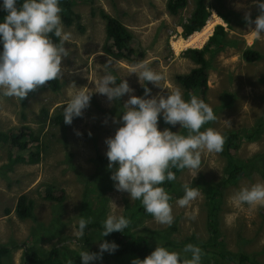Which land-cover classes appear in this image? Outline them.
Returning <instances> with one entry per match:
<instances>
[{
  "label": "rangeland",
  "instance_id": "rangeland-1",
  "mask_svg": "<svg viewBox=\"0 0 264 264\" xmlns=\"http://www.w3.org/2000/svg\"><path fill=\"white\" fill-rule=\"evenodd\" d=\"M205 2L209 11L207 18L212 13L219 18L217 24L224 27L226 35L218 50L205 54L208 62L206 90L203 94L191 91L195 96L202 94L216 116L201 130L211 127L224 136V141L229 132L239 135L234 153L244 166L243 173L233 183L221 186L228 170L225 157L221 151L201 150L199 168L179 169L169 201L173 215L171 225L160 224L142 213L134 214V200L129 199L127 192L117 191L111 179L109 188L104 186L105 175L110 174L106 168L104 139L119 126L113 123V117L118 118L119 105L128 94L110 106L105 96L93 92L94 84L110 61L109 70L118 79L128 82L132 94L143 96L144 89L136 74H128L133 65L130 60L104 51L105 22L100 9L117 18L138 42L144 51L139 62L162 75L160 86L146 82L150 89L148 96L180 90L185 98L184 88L175 75L195 66L194 61L182 53L185 48L195 46L183 43L178 47L177 43L184 42L203 27L187 38L181 37L180 24L189 16L195 0H187L176 14L168 13L166 0H72V9L79 18L70 25L62 22V30L69 34L64 44L68 55L61 59V74L55 79L57 87L44 84L21 100L0 96V130L24 124L40 140L36 162L12 161L10 148L6 143L0 145V246L9 249L2 256V264H23L24 250L33 248L43 254L51 247L59 248L61 264H82L78 252L87 249L98 252L102 237L95 229L86 232L90 236L86 244L83 236L76 237L74 232L79 219L91 218L102 224L108 215L126 217L129 232L143 234L170 251L180 252L187 243L199 247L208 244L207 248L200 247L201 264H245L239 263L237 257L224 260L218 253L234 256L243 253L264 264V205H237L232 199L240 188L264 182V35L257 39L250 28L254 25L244 19L245 13L253 19L258 14L253 0ZM219 13L226 17V22ZM247 46L259 53L257 59L249 62L242 57ZM77 89L93 92L89 106L82 116L74 117L71 124H65L63 119L57 122L55 118L63 114L64 104ZM258 126V132L253 133V128ZM158 128L186 135V130L179 128L178 123L169 125L159 117ZM184 184L194 187L199 195L188 206L180 207L176 200L183 195ZM209 184L221 186V197L213 214L214 235L217 236L213 246L208 234V205L204 193ZM44 189L61 190L58 193L61 192L62 200L45 199ZM20 194L33 202L28 217H18L14 211ZM132 258L139 257L132 254L115 259L105 251L89 264H131Z\"/></svg>",
  "mask_w": 264,
  "mask_h": 264
},
{
  "label": "clouds",
  "instance_id": "clouds-1",
  "mask_svg": "<svg viewBox=\"0 0 264 264\" xmlns=\"http://www.w3.org/2000/svg\"><path fill=\"white\" fill-rule=\"evenodd\" d=\"M253 3L258 14L253 19L245 13L244 19L254 25L250 28L259 39L264 35V0H253ZM0 10L5 13L0 19V96L21 100L61 74V59L68 55L64 44L69 40V34L62 30L59 0H0ZM49 34L59 38V43H54ZM109 69L110 61L105 64L104 74L96 80L93 92L105 96L110 106L128 94L119 105L118 118L113 117V123L119 126L114 134L104 139L110 179L117 191L127 192L130 200H139L145 212L158 223L171 225V197L162 186L163 182L175 180L172 168H199L201 150L222 151L224 136L211 127L201 130L216 116L197 96L189 94L185 99L180 90L148 96L150 89L146 82L160 86L162 80V75L148 64L139 62L128 69V74H136L144 89L143 96L132 94L128 82L124 78L118 79ZM93 92L77 89L69 96L63 106L65 124L82 116ZM158 117L169 125L178 123L179 128L186 130V135L169 128L159 129ZM182 187L183 195L176 204L186 207L199 193L188 184ZM232 199L237 205H264V182L240 188ZM90 222L91 218L81 217L75 236L82 237ZM128 224L129 220L122 215H108L102 221L100 236L103 238L113 231L124 232ZM102 238L98 252L88 249L78 252L82 264L99 259L105 251L112 253L117 249L114 241ZM201 255V248L192 243L185 244L180 252L155 246L143 259L132 258L131 264H201Z\"/></svg>",
  "mask_w": 264,
  "mask_h": 264
},
{
  "label": "trees",
  "instance_id": "trees-1",
  "mask_svg": "<svg viewBox=\"0 0 264 264\" xmlns=\"http://www.w3.org/2000/svg\"><path fill=\"white\" fill-rule=\"evenodd\" d=\"M186 3L187 0H166L165 7L169 14H176L179 9L186 5ZM72 5V0H59L61 20L66 25H70L74 19L79 18V14L74 12ZM99 13L105 22L104 30L106 39L103 46L104 51L116 58L130 60L133 64L138 63L144 56V51L139 48L138 42L135 40L132 34L117 18L111 16L102 9H100ZM4 15V12L0 13V19H2ZM208 15L209 11L207 9L205 0H195L194 6L189 16L184 22L180 24L181 36L186 38L188 35H191L192 32L200 30L204 26ZM219 15L221 16L220 18H223L224 22L227 21L224 15L220 13ZM225 35L226 31L224 27L220 24H217L200 48L187 47L182 51L184 55L190 57L195 63V66H193L188 72L175 75V79L184 88L185 99L188 98L189 94H193V91H191L192 89L198 90L202 94L206 90L208 62L205 58V54L207 52L218 50L224 42ZM49 36L54 43H59V38L54 37L51 34H49ZM242 57L246 61L250 62L257 59L259 57V53L252 49V47L247 46L242 51ZM45 84L51 88L57 87L55 79L48 81ZM202 94L196 96L199 99H202ZM55 119L57 122L61 121L63 119V114L58 115ZM259 127L260 126L253 128V133H257ZM247 136L250 137V135ZM238 139L239 135L237 133L229 132L226 134L224 148L222 149L221 153L226 159L228 170L226 176L221 180V186L225 185L226 183H233L243 173L244 166L239 162L234 153V146ZM2 143H6L10 148L11 157L13 159L12 161L36 162L39 158V137L27 125L22 124L16 128L0 130V145ZM171 170L175 174V180H165L162 184L164 189L169 193L170 197L171 193L174 192L173 189L176 184V177L179 173L178 169L172 168ZM105 177L106 179L104 186L109 188L110 174L105 175ZM221 186L219 184H209L204 189L208 205L207 228L209 238L212 239V246L217 240V236L214 235L215 229L213 214L221 197ZM59 191L44 189L42 190V196L45 199L62 200V194L61 192L58 193ZM32 207V200L26 197L24 194H20L16 199L14 211L18 217L24 218L31 214ZM133 210V213L136 215L142 213L147 217L152 216L151 214L145 212L139 200H134ZM90 229H95L100 233L102 231V224L97 220L91 221L89 224H87L83 235V242L85 244L90 241V236L86 234V232ZM103 239L114 241L118 245L114 252H108L111 257L115 259L132 254L138 256L140 259H143L155 248V246H158L147 236L143 234H133V232H129L126 228L122 233L113 231L112 233L103 237ZM207 245L208 244H201L200 247L207 248ZM8 251L9 249L7 247L0 246V264H2V256ZM58 252V247H51L47 253L43 254L38 253L33 248H29L23 251V264H61L60 260L58 259ZM212 253L216 254L215 252ZM217 255L224 260L230 261L232 260V257H237L239 263L262 264L251 260L248 255L243 253H239L237 256H234L233 254L226 255L224 253H218Z\"/></svg>",
  "mask_w": 264,
  "mask_h": 264
},
{
  "label": "bare ground",
  "instance_id": "bare-ground-1",
  "mask_svg": "<svg viewBox=\"0 0 264 264\" xmlns=\"http://www.w3.org/2000/svg\"><path fill=\"white\" fill-rule=\"evenodd\" d=\"M212 15L207 18L206 23L204 24L203 28L200 31L194 32L187 40H184V42L179 41L177 43V46L181 47L183 43H185L186 46L188 45L195 47L202 46L204 41L208 38L209 34L211 33L213 26L218 22H220L219 18H216L213 13Z\"/></svg>",
  "mask_w": 264,
  "mask_h": 264
}]
</instances>
